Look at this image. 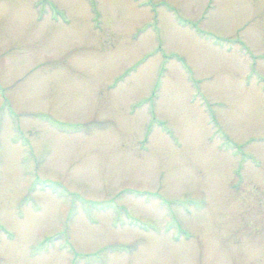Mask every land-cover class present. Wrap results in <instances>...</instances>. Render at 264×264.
<instances>
[{"label":"rangeland","instance_id":"374dc122","mask_svg":"<svg viewBox=\"0 0 264 264\" xmlns=\"http://www.w3.org/2000/svg\"><path fill=\"white\" fill-rule=\"evenodd\" d=\"M0 264H264V0H0Z\"/></svg>","mask_w":264,"mask_h":264}]
</instances>
